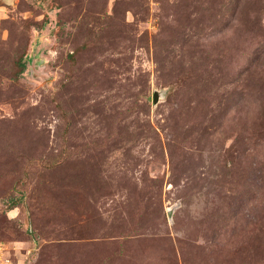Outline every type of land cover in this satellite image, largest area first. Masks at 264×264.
Wrapping results in <instances>:
<instances>
[{
	"label": "rangeland",
	"instance_id": "obj_1",
	"mask_svg": "<svg viewBox=\"0 0 264 264\" xmlns=\"http://www.w3.org/2000/svg\"><path fill=\"white\" fill-rule=\"evenodd\" d=\"M0 264H264V0H0Z\"/></svg>",
	"mask_w": 264,
	"mask_h": 264
},
{
	"label": "water",
	"instance_id": "obj_2",
	"mask_svg": "<svg viewBox=\"0 0 264 264\" xmlns=\"http://www.w3.org/2000/svg\"><path fill=\"white\" fill-rule=\"evenodd\" d=\"M155 101H156V102L158 101V97H156Z\"/></svg>",
	"mask_w": 264,
	"mask_h": 264
},
{
	"label": "trees",
	"instance_id": "obj_3",
	"mask_svg": "<svg viewBox=\"0 0 264 264\" xmlns=\"http://www.w3.org/2000/svg\"><path fill=\"white\" fill-rule=\"evenodd\" d=\"M24 67V66H23Z\"/></svg>",
	"mask_w": 264,
	"mask_h": 264
}]
</instances>
